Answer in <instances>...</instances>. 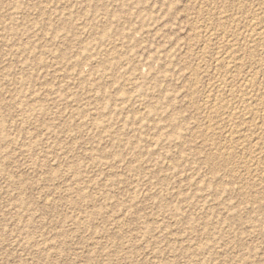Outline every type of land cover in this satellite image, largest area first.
I'll list each match as a JSON object with an SVG mask.
<instances>
[{"label": "rangeland", "instance_id": "1", "mask_svg": "<svg viewBox=\"0 0 264 264\" xmlns=\"http://www.w3.org/2000/svg\"><path fill=\"white\" fill-rule=\"evenodd\" d=\"M255 38L264 0H0V264H264Z\"/></svg>", "mask_w": 264, "mask_h": 264}, {"label": "bare ground", "instance_id": "2", "mask_svg": "<svg viewBox=\"0 0 264 264\" xmlns=\"http://www.w3.org/2000/svg\"><path fill=\"white\" fill-rule=\"evenodd\" d=\"M255 1V0H254ZM243 4V3H242ZM241 4V5H242ZM255 4V3H254ZM240 5V4H239ZM245 6V5H244ZM243 6V7H244ZM238 7V6H237ZM252 7V6H251ZM260 7V6H259ZM241 8V7H240ZM253 9V8H252ZM237 10V9H236ZM237 12V11H236ZM256 12V11H255ZM248 15V14H247ZM245 16V15H244ZM244 18V17H243ZM260 19V18H259ZM234 22V21H233ZM262 24V23H261ZM258 29V28H257ZM260 29H262V28H260ZM239 31V30H238ZM254 32V31H253ZM249 33V32H248ZM260 35V34H259ZM234 36V35H233ZM237 37V36H236ZM239 37V36H238ZM257 37V36H256ZM237 39V38H236ZM245 39V38H244ZM253 39H254V37H253ZM232 40V39H231ZM235 40V39H234ZM252 40V39H251ZM255 40L256 41H259V42H261V43H263L262 42V39L260 38H258V40L255 38ZM252 41H254V40H252ZM230 42V41H229ZM258 42V43H259ZM234 43V42H233ZM252 43V42H251ZM257 43V44H258ZM243 44V43H242ZM247 44V43H246ZM264 44V43H263ZM238 45H239V43H238ZM257 46V45H256ZM245 47V46H244ZM263 47V46H262ZM240 48V47H239ZM249 48V47H248ZM257 48V47H256ZM259 48V47H258ZM234 49V48H233ZM247 49V48H246ZM242 50L244 51V49L242 48ZM255 50V49H254ZM230 51V50H229ZM252 51V50H251ZM259 51V50H258ZM262 51H263V49H262ZM254 52V51H253ZM256 52V51H255ZM230 53V52H229ZM235 53H237V52H235ZM224 55V54H223ZM234 55V54H233ZM257 55V54H256ZM259 55V54H258ZM264 56V55H263ZM225 57V56H224ZM250 57V56H249ZM258 57V56H257ZM260 57V56H259ZM261 58V57H260ZM226 59V58H225ZM232 59V58H231ZM230 59V60H231ZM257 59V58H256ZM237 60H239V58L237 59ZM243 60V59H242ZM229 61V60H228ZM250 61V60H249ZM259 61V60H258ZM257 61V62H258ZM252 62V61H251ZM255 62V61H254ZM233 63V62H232ZM240 63V62H239ZM222 66V65H221ZM237 66V65H236ZM260 65H258V67H259ZM254 67V66H253ZM242 68V67H241ZM256 68V67H255ZM245 69V68H244ZM261 69V68H260ZM258 70V69H257ZM241 71V70H240ZM236 74V73H235ZM231 75V74H230ZM244 75V74H243ZM246 76V75H245ZM244 76V77H245ZM252 76V75H251ZM257 78V77H256ZM245 79V78H244ZM246 80V79H245ZM250 80V79H249ZM264 80V79H263ZM252 83L255 81V79H254V81H252V80H250ZM261 81V80H260ZM251 82H247L246 84L247 85H250L251 84ZM258 82V81H257ZM255 83V82H254ZM263 83V82H262ZM243 88V87H242ZM244 88H245V86H244ZM254 88V87H253ZM261 88V87H260ZM244 90V89H243ZM250 90V89H249ZM246 92V91H245ZM259 92H261V91H259ZM253 93V92H252ZM246 94V93H245ZM244 94V95H245ZM256 95V94H255ZM262 95V94H261ZM254 96V95H253ZM257 96V95H256ZM258 98V97H257ZM261 98V97H260ZM259 98V99H260ZM245 99V98H244ZM236 101V100H235ZM243 101V100H242ZM240 102V101H239ZM245 102V101H244ZM262 103L260 104V112H264V95H263V97H262V101H261ZM235 103V102H234ZM226 104V103H225ZM227 106V105H226ZM232 107V106H231ZM253 107H254V105H253ZM211 108V107H210ZM242 108V107H241ZM240 108V109H241ZM236 110V109H235ZM243 110H245L243 113H242V118H244V119H247V120H253V118H255V115L257 114V112H256V110H253V109H251V106H247L246 107V109H243ZM227 111V110H226ZM235 112V111H234ZM255 112H256V114H255ZM222 113V112H221ZM259 113V112H258ZM213 114V113H212ZM259 114H262V113H259ZM264 114V113H263ZM263 114H262V116H263ZM231 115V114H230ZM264 117V116H263ZM229 118V117H228ZM242 118H240L241 120H243ZM259 119V118H258ZM246 120V121H247ZM251 120V121H252ZM238 124V123H237ZM238 126V125H237ZM242 126H244V124L242 125ZM247 127V126H246ZM264 127V126H263ZM241 128V127H240ZM252 128V127H251ZM258 128V127H257ZM250 129V128H249ZM254 129V128H253ZM262 131H263V133H264V128H260ZM248 130V129H247ZM256 130V129H255ZM237 132V131H236ZM246 132V131H245ZM249 134V133H248ZM258 134V133H257ZM238 135V134H237ZM247 135V134H246ZM227 136V135H226ZM249 136V135H248ZM221 137V136H220ZM231 137V136H230ZM252 137H254V136H252ZM262 138V137H261ZM240 139V138H239ZM234 140H236V139H234ZM222 141V140H221ZM246 141V140H245ZM259 142V141H258ZM241 143V142H240ZM264 143V142H263ZM214 144H216V143H214ZM218 146V145H217ZM252 146V145H251ZM253 146H254V144H253ZM230 148V147H229ZM261 150V149H260ZM218 151V150H217ZM233 151V150H232ZM251 152V151H250ZM252 153V152H251ZM244 157H246V156H244ZM254 158V157H253ZM228 159V158H227ZM232 160V159H231ZM234 160V159H233ZM255 168V167H254ZM259 169V168H258ZM246 170V169H245ZM236 171V170H235ZM234 171V172H235ZM252 171V170H251ZM258 172V171H257ZM259 174V173H258ZM250 175V174H249ZM247 177H249V176H247ZM261 182V181H260Z\"/></svg>", "mask_w": 264, "mask_h": 264}]
</instances>
